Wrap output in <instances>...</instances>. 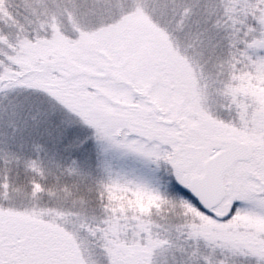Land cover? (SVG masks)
Listing matches in <instances>:
<instances>
[{"label":"snow or ice","instance_id":"snow-or-ice-1","mask_svg":"<svg viewBox=\"0 0 264 264\" xmlns=\"http://www.w3.org/2000/svg\"><path fill=\"white\" fill-rule=\"evenodd\" d=\"M0 264H264V0H0Z\"/></svg>","mask_w":264,"mask_h":264},{"label":"rangeland","instance_id":"rangeland-1","mask_svg":"<svg viewBox=\"0 0 264 264\" xmlns=\"http://www.w3.org/2000/svg\"><path fill=\"white\" fill-rule=\"evenodd\" d=\"M195 33L192 34L194 39ZM93 158L96 157L97 148L95 141L92 142ZM117 170H125L133 173L138 178L151 183L161 194H169L172 191L174 181L171 180L168 166L161 161L158 165L152 162H146L135 157L122 158L116 154L109 156Z\"/></svg>","mask_w":264,"mask_h":264}]
</instances>
